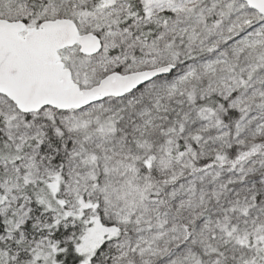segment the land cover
Returning <instances> with one entry per match:
<instances>
[{"label": "snow or ice", "instance_id": "1", "mask_svg": "<svg viewBox=\"0 0 264 264\" xmlns=\"http://www.w3.org/2000/svg\"><path fill=\"white\" fill-rule=\"evenodd\" d=\"M0 264H264V0H0Z\"/></svg>", "mask_w": 264, "mask_h": 264}]
</instances>
